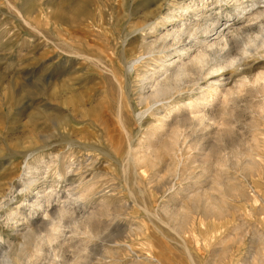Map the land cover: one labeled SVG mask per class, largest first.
Returning a JSON list of instances; mask_svg holds the SVG:
<instances>
[{"label":"rangeland","instance_id":"1","mask_svg":"<svg viewBox=\"0 0 264 264\" xmlns=\"http://www.w3.org/2000/svg\"><path fill=\"white\" fill-rule=\"evenodd\" d=\"M184 1L0 0V196L12 198L0 208L1 264H264V88L253 83L264 45L235 39L214 61L243 59L241 75L223 71L238 92L226 110L222 99L205 110L215 121L188 126L177 154L167 146L177 117L153 137L141 100L143 73L165 57L146 43L172 27L153 34L150 22ZM258 27L247 31L256 40ZM194 78L183 97L196 94ZM26 160L41 168L39 188L58 194L49 211L66 212L49 243L47 207L10 215L29 198L15 191Z\"/></svg>","mask_w":264,"mask_h":264},{"label":"bare ground","instance_id":"2","mask_svg":"<svg viewBox=\"0 0 264 264\" xmlns=\"http://www.w3.org/2000/svg\"><path fill=\"white\" fill-rule=\"evenodd\" d=\"M235 18L239 21L240 20L246 21L245 25L243 27L240 25L236 28H231V26L227 25L229 24L227 22H229L230 20L234 21ZM176 20H180V22H182L181 26H176L173 24L175 23ZM262 22H264V0H188L182 2L179 5L178 11L173 10L166 16L161 17L160 20H155L154 22H150L151 25L149 26L150 27L149 28L150 31H148L149 33L156 32L159 29V26H166L169 24L172 25L171 29L167 30L164 34L160 35L156 39V41L151 40L152 42L149 41L148 43H146L148 45V48H146L148 50L147 52L150 53L149 56L154 55V52L165 55L163 59L162 58L160 59V65L158 66L159 68L157 69V71H155L150 76L149 73L148 74L143 73L142 79L140 80L142 83H144V80H146V82H149L151 88V93L148 95H145L143 93V87H141L140 93H141L142 102L146 101L147 103L149 102L148 104L151 103L150 107L146 108L147 109L146 111L150 112L149 109L152 110L151 114L153 116V120L156 122L155 123L156 125L153 126L154 129L152 133L153 137L154 134L156 135V133L159 132V130L160 131L165 130L166 126L169 127L171 125L170 123H168V121H170L169 120L170 117H172L173 115L174 117L176 116L177 117L176 125L172 128L171 131L169 130L170 132L168 131L169 142L167 146L171 149V151L175 150L177 152L178 150H176V148L178 149L179 147L178 146L179 141L183 136H185V132H187V128L189 125L192 126V125H196L197 123H203L206 120L208 121L216 120L215 117L210 116V113L206 112L208 111L206 110L207 108L212 107V106L210 107V105H212L215 102L214 101L215 99H222L223 100V101L221 100L222 105L226 110V103H227L226 96L238 92V86H237L238 83L231 88H227V85L229 84L228 81L230 79L228 80L227 77L226 78L224 77L223 71L227 69L229 66L233 67L234 71L232 70L233 71L232 76L234 77L239 74L241 75L246 70L239 68V66L241 65L240 62H242L243 59L240 60L233 59L229 63H227L226 60H224L227 64L225 65L223 64L215 67L214 64L216 62L214 61H216L217 59L223 61L224 58L227 59V57H229L223 53H225L224 52L226 51L225 49L228 48L230 43H232V41L235 39H239V38L243 39L245 37L246 39V40L244 39L245 49L250 45L251 46L264 45V36L262 39L260 38L259 40L258 39L256 40L252 38L251 35L247 32V31L255 30L254 28H256L258 25L259 27L257 29V32L261 34L262 29L264 28ZM233 23L235 24V21ZM219 27L221 28L218 29ZM225 28H227L228 33L224 32ZM212 34H214L215 37L216 36L218 37L217 38L218 41H213L211 40V38H208L211 37L210 35ZM243 35H246L247 37ZM157 42H159L158 44L159 46L155 44ZM193 50L194 51L198 50V52L195 55H192ZM173 56H176L178 58L172 60ZM218 64H221V62H219ZM219 72L223 73L222 75L220 74V78L218 79L214 78V75H218ZM194 75L197 76V78H194L195 81L194 85L197 86V88H194L196 94L190 91L191 95H189L188 98H185L183 97L184 84L185 81H187L185 79L187 78L189 79ZM201 80L206 81V84L205 85L200 84L199 81ZM242 81H243L242 79L239 80L240 83ZM253 83L256 85L257 90H261L262 88H264V73H261L258 76H256ZM157 105H161V106L158 107ZM184 113L187 115L185 117H182V114ZM139 114L142 115L141 112ZM141 118L142 117H140V119ZM120 120L122 126L127 132L123 120L122 119ZM158 134L161 135L160 132ZM175 151L174 153H176ZM145 155H146L145 152L143 153L137 152L135 155H133V159L137 161L138 160L143 161L145 159ZM0 166H2L1 163ZM69 166L71 165L69 164L67 168ZM40 170L41 168L39 166L30 164L26 160L24 171L19 177V183L22 184V188L20 190H17L15 188L16 189L15 191L19 195L26 193V195L29 198L25 199L24 202H22V205L20 202L19 206L12 209L10 215L14 216L16 213L21 214V212H23L25 209H29L30 212L29 215L32 216V211H36L37 208H40L42 206L47 207L46 211L48 212L45 214L46 216H48V218L50 217L51 219L45 220L46 222L44 220L43 221L46 224H49L47 225L48 229L46 231L49 232L47 233L46 237L44 236L46 239V243L47 242L49 243L52 242L53 238L56 237V230L57 228H59L57 223L63 219V216L66 215V212L64 211V208L57 209L54 212L51 210L49 211V206H51L53 202L52 200H55L53 198L54 197L57 198L58 194L54 193V191L51 190L50 192L47 191L46 193L44 192L42 186L41 188H39V182H40L39 174H41ZM66 172H68V170ZM62 174H60V176H62ZM42 179H44V177H42ZM9 185H10L9 188L10 190L13 187V185L12 183ZM34 189L37 191L34 192L33 191ZM5 194L3 195L1 194L0 196V208L9 205L10 200H12V198H10L8 194L6 195ZM18 194H16V196L14 195V198L17 197ZM76 218L75 221L77 220ZM15 219L16 218H14V220ZM68 219H70V217ZM42 224L43 223L41 222V225ZM39 226L37 228L38 231H39ZM36 244H39V242ZM57 246H59L60 249L62 247V245L60 244H58ZM39 250H40V246L36 250V252L37 251L39 252ZM82 251L80 249V252ZM18 252L19 251H17L16 253ZM15 256L17 258L16 254ZM56 256H59V254ZM54 262H51V264H55ZM1 263L2 261H0V264ZM74 264H78L77 259L76 260L74 259Z\"/></svg>","mask_w":264,"mask_h":264}]
</instances>
